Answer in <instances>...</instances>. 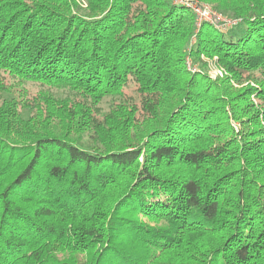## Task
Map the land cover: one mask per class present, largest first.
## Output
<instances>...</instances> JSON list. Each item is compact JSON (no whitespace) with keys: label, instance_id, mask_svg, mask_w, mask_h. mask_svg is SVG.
Returning <instances> with one entry per match:
<instances>
[{"label":"trees","instance_id":"trees-1","mask_svg":"<svg viewBox=\"0 0 264 264\" xmlns=\"http://www.w3.org/2000/svg\"><path fill=\"white\" fill-rule=\"evenodd\" d=\"M198 1L242 28L170 0H0V264H264V0Z\"/></svg>","mask_w":264,"mask_h":264},{"label":"rangeland","instance_id":"rangeland-1","mask_svg":"<svg viewBox=\"0 0 264 264\" xmlns=\"http://www.w3.org/2000/svg\"><path fill=\"white\" fill-rule=\"evenodd\" d=\"M196 3L202 5V6H209L213 11H215L217 14H219L220 16L222 17H225L228 21H232L233 17H230V15H226L225 13H221L219 12L218 10H216L214 8L213 5L211 4H208V3H203V2H200L198 0H194ZM174 5H178V4H174ZM83 7H86L85 4H82ZM189 10V9H187ZM189 12H191L194 16L195 14L189 10ZM195 20H196V24H197V28L200 27V25L202 24H208L209 26H211L212 29L216 30V31H220V28L217 24H209V23H203V22H200L198 24V20L195 16ZM229 21V22H230ZM238 21V20H237ZM241 22L238 21V25H230V26H227L225 28L224 31H226V37H230V35H236L238 30L242 28V25L240 26ZM187 63H189L192 67V74H197V73H200V74H204L208 77V79H210L211 81H216V80H221V79H224L228 74L226 72V70L221 67L218 62H217V59L215 57L213 58H206V57H202L201 60H200V63L198 62H194L193 61V58H189L187 57ZM215 69H219V70H222V73L221 75L219 74H215ZM22 87H24L25 89H27L30 93H37L39 91H47L48 93H50L52 96L56 97V98H65V97H72L74 94L71 93L68 89L66 88H47V87H44L42 85H39L37 83H31V82H23L22 84ZM235 88H241L243 86H246L247 83H244L242 85H235L233 84ZM250 85H252L250 83ZM134 88H135V85L132 83V81H129L127 86L124 88V95L125 96H130V97H134L135 94H134ZM6 98H10V96L8 95H5ZM122 100V97L121 96H106L100 103L99 105V109H100V112L101 113H106L108 112L112 105L114 103H118L119 101ZM24 115L26 116V113H24ZM57 258L59 259V254H57Z\"/></svg>","mask_w":264,"mask_h":264},{"label":"built area","instance_id":"built-area-1","mask_svg":"<svg viewBox=\"0 0 264 264\" xmlns=\"http://www.w3.org/2000/svg\"><path fill=\"white\" fill-rule=\"evenodd\" d=\"M173 4L182 5L185 8L192 11L197 20L198 24L200 22L209 23V24H217L220 30H225L227 26H234L238 23L237 20L228 21L225 17L220 16L215 11H213L209 6H202L196 3L194 0H170ZM188 69L192 70V67L189 63H187ZM222 70L215 69V74L221 75Z\"/></svg>","mask_w":264,"mask_h":264}]
</instances>
